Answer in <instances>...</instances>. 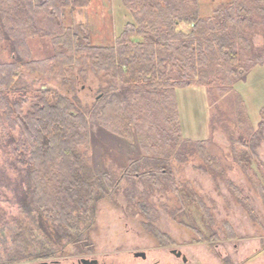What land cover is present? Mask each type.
Listing matches in <instances>:
<instances>
[{"label":"rangeland","instance_id":"obj_1","mask_svg":"<svg viewBox=\"0 0 264 264\" xmlns=\"http://www.w3.org/2000/svg\"><path fill=\"white\" fill-rule=\"evenodd\" d=\"M233 1L192 2L190 11L205 20L197 30L202 34L199 43L205 44V37L212 34L210 20L224 21L227 10L236 13ZM236 4L252 9L248 39L235 44L241 77L232 85L194 80L178 86L170 122L163 107L149 97L145 81L126 86L112 73L97 70L95 61L82 53L75 55L74 64L64 63L61 69L60 61L71 55L62 40L43 31L28 35L26 26L19 27L15 37L0 21V63H16L20 69L16 81L0 89V213L9 220L0 226L3 258H32L27 252L17 256L15 241L20 228L30 225L35 226L36 243L48 250L73 248L67 244L88 239L104 249H149L151 258L167 264L170 257L160 246L158 232L169 235L182 251L187 259L182 264H264V195L259 187L264 182V0H236ZM135 11L123 0H92L87 6L65 9L55 19L81 43L111 47L126 24L135 21ZM178 30L190 33L193 24L181 23ZM215 53L209 62L223 63ZM37 61L44 63L43 70L32 69ZM48 88L51 94L69 97L73 112L85 114L90 122L91 144H81L76 154L81 176L106 173L112 184L107 193L102 189L93 197L86 193L84 208L82 203L73 204L75 232L25 206L33 163L17 120ZM113 94L128 97L129 107L144 116L138 126L134 119L133 144L100 126L102 110ZM175 129L180 131L173 138ZM176 138L180 141L173 146ZM200 144L220 163L218 170L203 159ZM236 154L254 157L246 164ZM190 190L202 197L214 225L209 226ZM146 207L152 208L153 218L147 216ZM229 228L234 237H229Z\"/></svg>","mask_w":264,"mask_h":264},{"label":"trees","instance_id":"obj_2","mask_svg":"<svg viewBox=\"0 0 264 264\" xmlns=\"http://www.w3.org/2000/svg\"><path fill=\"white\" fill-rule=\"evenodd\" d=\"M91 1L0 0V21L4 22L15 37L19 36L16 30L26 26L30 28L26 33L28 35L43 31V34L54 36L58 41L62 40L71 55L68 60L65 58V61H60L61 69L64 63L74 64L75 55L82 53L95 61L97 70L112 73L126 86L145 81L149 97L152 96V101L163 107L167 122H170L168 117L175 107V89L178 86H189L194 80L206 85L223 80V84L232 85L235 78L241 77L237 67L239 60L235 44L236 41L244 43L248 39L245 33L252 23V9L246 5L236 4L235 0L231 5L236 10L235 14L227 10L224 21L210 20L212 34L206 37L203 35V44L199 43L202 34L197 30L205 20L190 11L195 0H123L126 6L137 9L134 13L135 21L126 24L114 46L106 47L81 43L75 35L65 30L61 21L55 19L61 17L65 9L74 10L87 6ZM181 23L193 24V30L190 33L178 30ZM212 52L220 54L224 62H209ZM43 64L37 61L31 67L33 70H43ZM174 70L177 71L176 76L173 75ZM19 72L16 63H0V89L9 88L18 78ZM220 74L223 78H219ZM35 101L17 120L26 139V148L30 151L29 162L33 163L30 170L31 188L25 206L29 211H40L64 230L75 232L76 221L72 213L74 205L82 203L80 206L84 208L86 193L92 197L99 189L107 193L112 184L106 173L84 177L79 172L77 149L81 144H91L93 133L85 114L74 113L72 100L59 93L51 94L49 88L42 89L41 95ZM129 104L128 97L113 94L102 110L100 126L108 133L125 136L133 144L134 119H138L135 122L138 126L139 120L144 121V116L138 108L131 109ZM174 131L173 138L178 137L180 130ZM179 141L180 138H176L173 146ZM198 149L203 159L218 170L220 163L206 147L200 144ZM247 157L248 155H241L239 158L236 154L240 162L249 164L254 155ZM259 165L263 168L262 163ZM92 178L94 180L90 181ZM259 187L264 195V182L260 181ZM175 191L181 194V199L184 197L180 188ZM189 195L202 208L209 226L214 225V218L202 197L193 190H190ZM185 209L186 204L182 211ZM145 211L147 216L153 218L151 207H146ZM2 215L0 213V226H5L9 220ZM26 227V230L20 228L16 234V255L24 257L27 252L28 256H37L48 251L45 245L36 243L38 240L35 226ZM191 227L196 230L195 225ZM155 235L163 239L162 243L174 244L167 234L156 232ZM228 235L234 237L230 228ZM37 251L41 252L36 254ZM2 257L0 251V259Z\"/></svg>","mask_w":264,"mask_h":264},{"label":"flooded vegetation","instance_id":"obj_3","mask_svg":"<svg viewBox=\"0 0 264 264\" xmlns=\"http://www.w3.org/2000/svg\"><path fill=\"white\" fill-rule=\"evenodd\" d=\"M162 240L160 246L167 249L165 251L170 257L167 264H182V261L187 260L175 243H162ZM67 245L73 248L48 250L24 260L2 257L0 264H162L161 259L151 258L152 250L149 249H104L97 243H89L88 239L69 242Z\"/></svg>","mask_w":264,"mask_h":264}]
</instances>
